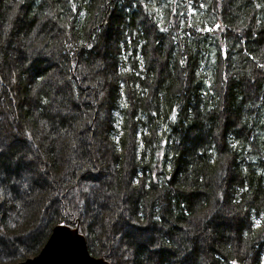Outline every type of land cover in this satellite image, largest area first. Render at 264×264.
Wrapping results in <instances>:
<instances>
[{"label":"trees","instance_id":"1","mask_svg":"<svg viewBox=\"0 0 264 264\" xmlns=\"http://www.w3.org/2000/svg\"><path fill=\"white\" fill-rule=\"evenodd\" d=\"M13 2L0 264L58 223L111 264H264V0Z\"/></svg>","mask_w":264,"mask_h":264},{"label":"water","instance_id":"2","mask_svg":"<svg viewBox=\"0 0 264 264\" xmlns=\"http://www.w3.org/2000/svg\"><path fill=\"white\" fill-rule=\"evenodd\" d=\"M16 264H111L89 250L87 237L79 227L56 224L41 250Z\"/></svg>","mask_w":264,"mask_h":264},{"label":"rangeland","instance_id":"3","mask_svg":"<svg viewBox=\"0 0 264 264\" xmlns=\"http://www.w3.org/2000/svg\"><path fill=\"white\" fill-rule=\"evenodd\" d=\"M6 11L8 12V14H6L7 15L6 20L1 21V19H0V45H2L3 49H6L7 54L9 55V59L5 63V65L4 64L1 65L2 68L4 66V71L6 73V76L9 78L12 74V71L18 72L21 69V65L18 62L17 56H18L19 50L22 47L19 44L15 43V40L18 39V36L15 35L16 32H18V29L16 27V25H18V24H17V20H15V19L17 17H18V19H20L21 15H19L20 14L19 9L14 2H13V6L11 8L8 7ZM19 38H20V36H19ZM4 54H5V52H3V55ZM53 63L54 62L51 61L50 65H53ZM55 72H57V71H55ZM58 76H61V75L60 74L55 75L54 80L57 83V85L58 86L60 85L59 87L62 88L64 86L63 85L64 80L59 78ZM89 78H91V80L96 79L98 81V83L100 84V86H98V84H97L98 88H100V89L102 88L101 85H103L105 83V80H106L103 78L102 74H99L98 77L92 75V76H89ZM6 82L8 83V79H6ZM5 92L8 95V91L5 90ZM99 135L100 134L98 133L95 136L97 138H99ZM7 140L9 141V143H12V142H10V139L7 138ZM102 141L103 140L98 141V147L99 148L102 147V150H103L106 147V145L103 146ZM7 145H8L7 141L2 139V137H1V139H0V151H2L3 148L5 149L7 147ZM8 197H10L12 200L15 199L13 196V193H12V195H8ZM6 198L7 197L5 196L4 199L6 200ZM28 199H30V198H28ZM23 211H25V210H23Z\"/></svg>","mask_w":264,"mask_h":264},{"label":"snow or ice","instance_id":"4","mask_svg":"<svg viewBox=\"0 0 264 264\" xmlns=\"http://www.w3.org/2000/svg\"><path fill=\"white\" fill-rule=\"evenodd\" d=\"M232 264H236V262H235V261H233V262H232Z\"/></svg>","mask_w":264,"mask_h":264}]
</instances>
